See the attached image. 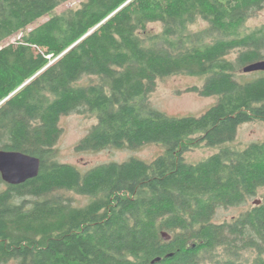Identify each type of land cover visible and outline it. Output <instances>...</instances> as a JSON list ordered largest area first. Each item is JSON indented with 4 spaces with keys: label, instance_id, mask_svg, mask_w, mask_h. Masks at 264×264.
Wrapping results in <instances>:
<instances>
[{
    "label": "trees",
    "instance_id": "1",
    "mask_svg": "<svg viewBox=\"0 0 264 264\" xmlns=\"http://www.w3.org/2000/svg\"><path fill=\"white\" fill-rule=\"evenodd\" d=\"M66 1L0 0V45L19 37L0 47V151L42 161L24 184L0 174V264H241L248 252L264 264V202L212 222L264 189V142L185 160L264 121V71L237 80L264 61V25L245 29L264 0H84L54 14ZM199 22L207 26L193 30ZM179 74L205 78L190 91L218 102L198 117L153 110L159 79ZM86 76L100 82L79 85ZM73 113L97 116L79 151L161 144L165 153L82 174L54 158L60 120ZM71 192L89 202L76 206Z\"/></svg>",
    "mask_w": 264,
    "mask_h": 264
},
{
    "label": "rangeland",
    "instance_id": "2",
    "mask_svg": "<svg viewBox=\"0 0 264 264\" xmlns=\"http://www.w3.org/2000/svg\"><path fill=\"white\" fill-rule=\"evenodd\" d=\"M84 0H68L63 3L54 14H61L69 9H78ZM48 20L45 17L37 22L42 24ZM35 25V26H36ZM264 25V10L248 21L245 29L250 31L256 27ZM207 26L204 22H199L193 27L197 31ZM34 27V26H33ZM149 28L159 33L162 29L161 24H151ZM19 37L3 43L0 47L14 43ZM237 52L230 58L235 60ZM237 80L246 83L254 79L259 72L244 73L240 70ZM99 78L95 76H86L79 81V85L87 86L98 84ZM205 78L193 77L187 74L173 75L159 79L156 90L150 96V106L153 110L174 117H198L204 114L218 102V96H202L196 91H190L191 88H202ZM97 124L96 114L91 113H73L63 116L60 120L62 134L56 144L54 158L58 163L69 164L76 167L82 174L91 169L111 163H124L131 159H140L145 162H152L165 153V147L161 144H147L138 149H133L127 145L123 148H107L98 152L79 151L77 145L90 133L94 125ZM264 142V121L254 120L245 123L239 127L235 140L232 143L218 145L214 147L203 146L186 153L185 160L188 164H197L219 153L224 147L243 149L252 143ZM5 188L4 185L1 186ZM75 200L78 207L85 206L89 199L74 193H67ZM264 202V189H260L258 195L251 198L246 203L230 208H218L212 222L221 224L229 222L235 217L248 212L257 203ZM254 253H246L242 257L241 264H252ZM14 264V263H12ZM209 264V263H207Z\"/></svg>",
    "mask_w": 264,
    "mask_h": 264
},
{
    "label": "water",
    "instance_id": "3",
    "mask_svg": "<svg viewBox=\"0 0 264 264\" xmlns=\"http://www.w3.org/2000/svg\"><path fill=\"white\" fill-rule=\"evenodd\" d=\"M244 73L264 71V61L250 64L243 69ZM42 161L40 158L17 151H0V174L2 180L9 185L24 184L37 178L40 174ZM260 203L257 202L256 205ZM165 238H169L164 235ZM156 258L152 264L160 262Z\"/></svg>",
    "mask_w": 264,
    "mask_h": 264
}]
</instances>
